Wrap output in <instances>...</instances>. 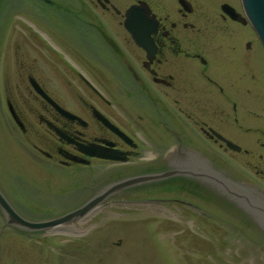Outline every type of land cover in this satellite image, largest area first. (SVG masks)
Wrapping results in <instances>:
<instances>
[{
	"label": "flooded vegetation",
	"instance_id": "af4514ba",
	"mask_svg": "<svg viewBox=\"0 0 264 264\" xmlns=\"http://www.w3.org/2000/svg\"><path fill=\"white\" fill-rule=\"evenodd\" d=\"M5 5L0 0V15ZM10 10L27 23V35L6 34L12 50L7 46L1 77L11 119L27 139L15 147L32 174L7 175L0 168V193L23 220L60 218L116 184L150 175L176 173L114 193L96 209L144 211L174 193L203 201L206 164L214 169L204 155L207 143L258 164L264 183V157L227 136L244 131L240 118L254 119L263 102L254 88L264 47L241 0H22ZM43 36L55 49L41 43ZM219 136L242 151L230 150ZM243 142L252 146L254 140ZM92 146L119 160L85 155ZM80 168L90 170L89 181L79 178ZM58 169L68 172L60 184ZM82 187L92 193L81 202L61 210L54 201ZM58 209L68 213L42 214ZM0 226V239L6 232L28 239L47 232L9 224L1 206ZM92 250L88 243L68 253L92 264ZM20 258L0 251V264H28L24 254Z\"/></svg>",
	"mask_w": 264,
	"mask_h": 264
},
{
	"label": "rangeland",
	"instance_id": "374dc122",
	"mask_svg": "<svg viewBox=\"0 0 264 264\" xmlns=\"http://www.w3.org/2000/svg\"><path fill=\"white\" fill-rule=\"evenodd\" d=\"M19 1L22 0H4L7 8L0 15V168L7 175L18 172L31 177L32 170L23 167V156L15 147L16 143H26L27 139L11 119L5 100L7 84L1 77V61L7 59V46L11 44L6 34L12 33V29L21 37L27 35V23L10 10L17 7ZM41 39L42 44L55 49V41L44 36ZM256 69L259 70L257 65ZM260 72L254 88L255 94L263 99L260 110L252 120L240 118L245 130L251 128L252 131L245 133L238 129L227 136L244 150L264 157V67L260 66ZM244 139L254 140L253 145L244 143ZM206 146L204 155L214 167L206 164L208 174L222 178L231 186L243 187L247 193L260 194L264 199V183L259 181L255 171L258 164H247L243 156L225 153L211 143ZM67 173L58 169V184ZM76 173L83 181L90 180L89 169L80 168ZM90 182L86 185L92 187L93 180ZM205 186L203 201L174 193L144 211L139 208L138 211L96 209L81 219L82 224L63 226L71 231L50 230L44 236L36 234L29 239L9 237L6 232L0 239V251L12 252L16 262H20L24 254L28 264H59L60 259L69 264H81L82 260L74 259L73 255L71 258L68 252H79L89 243L93 247L92 264H264V223L217 184L205 179ZM90 188L82 187L71 197H58L54 201L61 203L60 209L65 210L74 199L81 202L91 194ZM47 200H51L49 195ZM61 210L42 214L50 218L68 213ZM133 220L135 223L130 222ZM120 240L123 241L121 246L118 245Z\"/></svg>",
	"mask_w": 264,
	"mask_h": 264
},
{
	"label": "water",
	"instance_id": "95a60500",
	"mask_svg": "<svg viewBox=\"0 0 264 264\" xmlns=\"http://www.w3.org/2000/svg\"><path fill=\"white\" fill-rule=\"evenodd\" d=\"M241 3H242L244 13L247 17V20L250 22L252 28L256 32L259 40L261 41V43L264 47V0H241ZM46 98L48 101H50V103H52L56 107V109L61 111V108L58 105H56L47 96H46ZM9 107H10V111L13 115V110H12L11 106H9ZM66 115L69 116V114H67V113H66ZM100 120H102L105 123V121L102 118H100ZM219 138L223 142H225V144L227 145V147L230 150L237 152V153H240L242 151V149L239 146H237L236 144L231 143L229 141H226L220 136H219ZM83 153L85 155L90 156V157H96V158H100V159L114 160V161L119 160L115 157H108L103 152H101L99 150V148H97L95 146H92L90 148H85L83 150ZM74 160L79 162V163H83V161L79 160L78 158H74ZM174 176H176V173H170V174H166V175H150V176H144V177H139V178H134L131 180L124 181L122 183H119V184H116V185L110 187L106 192L102 193L101 195H99L95 199L91 200L90 202L85 204L79 210L68 213V214H66L60 218H57V219H54L51 221L42 222V223H30L28 221L23 220L21 217H19L15 213V211L12 209V207L10 206L8 201L4 198V196L1 193H0V206H1L2 210L5 212L6 216L8 217L9 224H11V225H13V224L18 225L20 228H22L24 230H29L31 232L57 230L59 228H63V226L69 224L70 222H74L76 220L85 218L89 213L95 211L96 207L100 203H102L104 200H106V198H108L110 195H112L114 193H117L123 189L132 188L135 186H139L141 184L159 181V180H163V179L174 177ZM205 179L212 182V183L217 184L220 188L224 189L227 193L232 195L240 203V205L244 208H246L245 202H249V200H251L249 195L245 192L229 190V189L225 188L224 186H222L219 183V182H221L220 180L222 178L216 177L212 173L211 174L207 173V176ZM223 182L226 183L225 180H223ZM226 184H228V183H226ZM238 189H239V187H238ZM260 197H261V195H260ZM262 204H264V199L262 201ZM263 213H264V207H263ZM257 217H259V216H257ZM260 222H262V221H260Z\"/></svg>",
	"mask_w": 264,
	"mask_h": 264
},
{
	"label": "bare ground",
	"instance_id": "6f19581e",
	"mask_svg": "<svg viewBox=\"0 0 264 264\" xmlns=\"http://www.w3.org/2000/svg\"><path fill=\"white\" fill-rule=\"evenodd\" d=\"M221 182H219L222 186H224L225 188L229 189V190H234V191H239V192H245L247 193L246 189L240 187L238 189V187H234L231 185L226 184L225 182H223V180H220ZM250 197L251 200H249V202H245V207L251 211L256 213L257 216H259L258 218L264 223V216H263V207L264 204H262L263 199L260 197V194L258 195L257 193H255V195H253L252 193H247ZM262 217V218H261ZM58 230H65L68 231L65 228H59ZM71 231V230H69Z\"/></svg>",
	"mask_w": 264,
	"mask_h": 264
}]
</instances>
